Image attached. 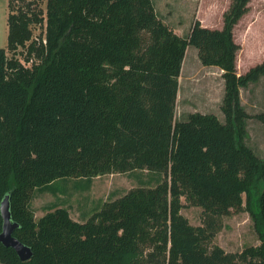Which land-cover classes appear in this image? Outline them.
Returning a JSON list of instances; mask_svg holds the SVG:
<instances>
[{
	"label": "trees",
	"instance_id": "obj_1",
	"mask_svg": "<svg viewBox=\"0 0 264 264\" xmlns=\"http://www.w3.org/2000/svg\"><path fill=\"white\" fill-rule=\"evenodd\" d=\"M250 2L231 0L222 28L197 19L183 37L153 0H47L46 43L28 45L31 66L7 52L45 17L32 3L9 15L0 47V232L8 195L13 235L33 256L24 261L0 242V264H264V158L247 143L251 115L241 99V88L264 76V61L239 75L234 37ZM190 45L203 65L223 70L224 121L201 112L175 121ZM137 171L149 178L84 222L62 207L35 218L32 199L57 194L58 180L89 187L99 174ZM182 197L202 207L201 225L182 214ZM241 210L260 244L212 245L223 218Z\"/></svg>",
	"mask_w": 264,
	"mask_h": 264
},
{
	"label": "rangeland",
	"instance_id": "obj_2",
	"mask_svg": "<svg viewBox=\"0 0 264 264\" xmlns=\"http://www.w3.org/2000/svg\"><path fill=\"white\" fill-rule=\"evenodd\" d=\"M159 17L168 24L175 33L187 37L194 22L198 19L210 28L223 27V13L231 4V0H153ZM31 4V9L42 12L43 23L32 24V35L25 45H19L16 52H7L16 56L22 65L31 66L37 61L36 53L29 54L28 45L36 40L38 47L43 43L46 32L47 0H0V47H7L8 32L4 31L9 15L18 13L19 7L24 10ZM262 0H255L252 7H259ZM7 12V13H6ZM7 16V17H6ZM241 20V19H240ZM248 26V27H247ZM247 27V28H246ZM8 31V29H7ZM36 37L38 39H36ZM234 37L240 44L237 53V72L246 73L251 67L264 61V12L257 17L240 21L234 27ZM40 49V48H38ZM16 54V55H15ZM29 61H27V58ZM245 71V72H244ZM223 70L218 66L203 65L198 49L188 46L179 76L180 91H178L175 109V121L185 119L190 112L214 113L222 121L225 120L221 105L225 92ZM242 104L251 118L247 121V143L264 158V76L259 82L251 83L247 88H241ZM102 173L95 176L89 187L82 178L61 179L55 182L57 194L49 191L37 192L32 199V209L36 220L50 208H65L71 217L84 222L91 217L105 201L121 196L129 189L140 185V179L147 180V172ZM139 175V176H138ZM152 186L154 183L151 184ZM246 205V196L244 195ZM181 209L191 224H202L203 209L189 204L182 197ZM254 222L247 210L233 211L223 218V227L212 239V245H219L227 252H240L251 245L260 244Z\"/></svg>",
	"mask_w": 264,
	"mask_h": 264
},
{
	"label": "water",
	"instance_id": "obj_3",
	"mask_svg": "<svg viewBox=\"0 0 264 264\" xmlns=\"http://www.w3.org/2000/svg\"><path fill=\"white\" fill-rule=\"evenodd\" d=\"M1 214L3 217V229L0 232V242L5 246L13 247L22 260L26 261L31 259L33 256L31 247L27 246L13 235L14 230L19 224L12 221L8 195L1 203Z\"/></svg>",
	"mask_w": 264,
	"mask_h": 264
},
{
	"label": "crops",
	"instance_id": "obj_4",
	"mask_svg": "<svg viewBox=\"0 0 264 264\" xmlns=\"http://www.w3.org/2000/svg\"><path fill=\"white\" fill-rule=\"evenodd\" d=\"M254 1L255 0H251V2L249 3V11L246 13V14H244L243 16H242V18H241V20H239V22L240 21H246V19H253V18H255V17H257V15H258V13L259 12H261V10H263V12H264V0H262V3L261 4H259L258 6L259 7H252V5L254 4ZM229 8V7H228ZM227 8V9H228ZM7 13V12H6ZM7 17V16H6ZM7 23L5 24L4 22H3V27H4V31H6V33L8 32L7 31V29H8V20L6 21ZM238 22V23H239ZM237 23V24H238ZM223 24V23H222ZM236 24V25H237ZM248 27V26H247ZM246 27V28H247ZM7 43H8V35H7ZM222 70V69H221ZM245 72V71H244ZM238 73V72H237ZM239 75H240V73H238ZM241 74H244V73H241ZM179 91H180V84H179Z\"/></svg>",
	"mask_w": 264,
	"mask_h": 264
},
{
	"label": "built area",
	"instance_id": "obj_5",
	"mask_svg": "<svg viewBox=\"0 0 264 264\" xmlns=\"http://www.w3.org/2000/svg\"><path fill=\"white\" fill-rule=\"evenodd\" d=\"M36 39H38V38L36 37ZM43 42L46 43V39H43ZM30 62H31V61H29V63H30ZM25 66H26V65H25Z\"/></svg>",
	"mask_w": 264,
	"mask_h": 264
}]
</instances>
